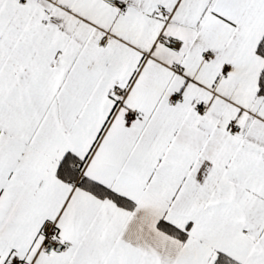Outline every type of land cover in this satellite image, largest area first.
Listing matches in <instances>:
<instances>
[{
    "label": "snow or ice",
    "instance_id": "1",
    "mask_svg": "<svg viewBox=\"0 0 264 264\" xmlns=\"http://www.w3.org/2000/svg\"><path fill=\"white\" fill-rule=\"evenodd\" d=\"M0 264H264V0H0Z\"/></svg>",
    "mask_w": 264,
    "mask_h": 264
}]
</instances>
